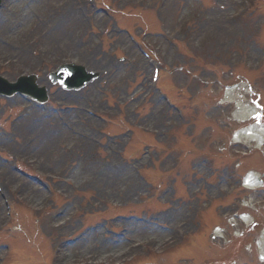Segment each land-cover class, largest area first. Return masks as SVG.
<instances>
[{
	"label": "rangeland",
	"instance_id": "obj_1",
	"mask_svg": "<svg viewBox=\"0 0 264 264\" xmlns=\"http://www.w3.org/2000/svg\"><path fill=\"white\" fill-rule=\"evenodd\" d=\"M82 1L74 0L72 3L69 0H14L13 2L20 5V9L26 13V16L20 20L19 12L16 14L14 23L0 25V59H6L5 56L11 51V47H8L13 45L19 49L18 51L46 48L44 57L48 61L69 56L75 58L76 63L83 62L88 71H94L101 76L90 85L97 95L96 99L93 100L87 95L85 91L87 88H85L79 93L77 105L83 108L84 101L88 100L100 110L121 111L124 122L120 127L118 123L110 125L106 133L121 135L123 132L122 135L132 136L133 139L127 143L125 138L122 139L124 144L119 150L124 153V160L117 155L113 158L112 155L108 156L109 152L105 149L100 154L101 150H93L92 144L79 140L78 136L71 135L64 128L67 137L59 146L52 148L51 145H46L41 137L39 142L34 138V135L37 136V133L41 131L40 128L42 129L43 125L49 121L44 113L38 111L43 119L39 118L33 123L34 120L31 121L29 115L25 113L27 111L29 113L25 102L18 96L10 100L0 98V146L10 148L9 134L14 124L16 136L22 139L25 146L20 150L23 151L25 148L31 155L28 158L27 155L24 157L29 160L34 159L36 162L40 159L46 161L44 166L38 168L37 175L40 183H44L52 190H59L61 184L57 182L61 181L79 185L74 196L70 200H64L54 195L46 198L44 191L37 183L26 181L29 184L24 185L23 191L25 187L30 188L29 186L33 185L42 193V197L32 203L27 195L22 193L17 195L13 193L14 189H11L17 220L19 217L18 222L13 223L11 229L18 238L8 240L5 236L0 237V245L9 244L17 248L25 244L28 249L38 245L44 249L47 246L48 250L53 244L60 245V249L71 247L74 250L69 256L70 260L64 264H119L122 260L129 262L134 257H137V262L130 261L129 264H144V262L145 264H264L258 249L261 233L264 231V192L252 195L236 187L229 196L227 194L230 190L225 186L230 183L227 174L233 163L237 161L236 151H243L241 146H236L233 142L232 133L246 128L255 121L237 122L233 116L235 104L226 103V97L229 95H225L224 91L221 93L222 86H233L241 80H247L251 90H261V99L264 103V0H258L250 16L248 15L240 22L234 32L227 18L238 0H231V3L228 0H164L170 8V13L163 17L168 23L165 30H160V25H155L162 20L161 13L154 15L157 3L161 0H147V3L139 9L127 7L125 3L128 0H121L124 7L119 5V0H99L100 6L102 5L108 13L114 15L117 23L108 22L104 13L95 15V22L92 21L94 22L92 31L95 33L88 35L81 47H86L90 52L81 59L77 57L82 53L81 48L65 50L61 46L47 45V41L51 43L52 35L41 40L36 46L28 45L30 38L43 30L42 19L45 24H48L44 17L47 11L51 13L63 11L56 13L49 24L55 28V23L63 18V24L60 25L61 31L72 22L74 27L69 28L68 37L71 47H76L74 38L81 25L80 14L76 9H78L77 4L83 5ZM65 4L66 8L60 10V6ZM9 5L7 4L6 9L0 14V21L7 10L11 11ZM90 11L91 9L87 7L86 12L89 14ZM68 14L73 17L72 20L67 18ZM119 15L122 17L125 15L127 20L118 21ZM188 18L192 20L191 23L180 22ZM67 19H69L68 22H66ZM134 23H138L139 26H136V31L130 30L134 27ZM259 23L262 25L261 28ZM148 24L151 29L149 31L145 29ZM30 26L34 27L32 33L28 31ZM58 26H56L57 29ZM101 28L109 32H105L102 36ZM124 28L134 32L133 34L141 39L144 47L151 51L164 67L162 87L172 96L175 104L185 111L184 121L179 120L177 113L173 109H167L161 101L158 106L152 104V100L157 98L151 99L138 111H133L135 110L133 105L136 102L139 103L140 96L145 92V80H148L150 71L143 59L128 43L126 32L117 35L120 32L117 29ZM174 29L177 33L183 32L178 40L181 57L177 65L172 64L171 52L174 51H170L164 45L165 35ZM16 31H18L17 34ZM198 35L206 39L199 45L196 41ZM235 36L236 42H234V54H232L229 51L233 41L230 40ZM193 42L198 46L196 47ZM193 47L199 49V52L194 54ZM96 52H98L97 55H94ZM200 57L206 58L202 61ZM242 57L246 58V68H229L233 61L238 62V59ZM58 61L52 66L42 65V72L37 78L38 84L41 85L47 75L53 73ZM99 61L100 66H92ZM103 62H106L108 66ZM37 66L36 62L19 63L0 72V75L12 83L19 75L27 76L34 72ZM141 66L146 69L145 72L140 70ZM245 69L248 71H244ZM192 70L190 75L195 74V76L189 75ZM253 70L256 71L253 72ZM140 85H142L141 89ZM242 86L239 87L240 91ZM195 91H200L201 96L195 94ZM59 92L58 86L50 88V99L56 108L63 102L60 98L53 99ZM193 96L198 97L194 99ZM234 97L236 98V95ZM248 98L247 95L245 102L247 106L251 103V99ZM16 99L19 100L17 104ZM103 99L107 101L104 103ZM130 99L134 101L132 104L126 101ZM200 103L203 108L198 110L197 106L200 107ZM78 106L76 114L80 111ZM156 108L160 111L156 110L157 114L153 118L151 115ZM18 125H21V132L18 130ZM75 125L79 127L78 120ZM172 125L175 126L173 130L169 129ZM134 127H139L147 133L140 134ZM192 130L198 131V140L189 139L192 138ZM129 131H132L133 135ZM46 132L49 131L46 130ZM175 139L178 146L174 145ZM29 140L32 143L27 147ZM59 141L58 139L55 142ZM220 143L226 144V150L221 157L215 154V148ZM140 144L144 146L141 147ZM84 146L87 147L88 159H84L79 164L83 179H76L73 175L75 170L73 161ZM146 150L153 151L154 154L147 158ZM15 153L21 155L22 152H16L13 148L9 157ZM107 157L115 159V164L110 160L109 168L106 167L107 164L103 165ZM181 158H184L181 169L173 171L171 163ZM205 159L211 162V166L204 164ZM241 161L245 176L255 174L258 180L264 181V161L261 153L243 158ZM141 164L149 166L147 175L151 180V186L144 187L143 193L140 194L135 184L139 188L143 186L135 179L132 167ZM108 176L111 180H115L110 182L109 189L105 187L109 181ZM46 178H51L52 181H45ZM16 180L22 181V178ZM252 198L255 200L253 199L252 204L250 202L251 207L242 209L241 199ZM102 200L108 201L109 204L100 205L97 210L92 211L94 210L92 205L101 203ZM72 204L79 205L82 209V216L76 219L82 221L87 228L89 226H95V228L91 235L86 237L87 242H82L81 240L85 239L80 237L71 245L69 240L75 239L84 229H80L76 219L68 221L66 218ZM208 205L209 207L205 209ZM237 210L245 212V216L252 219L247 228L240 219L226 220ZM197 211L201 213H197V218L190 224V214ZM1 214H3L2 211L0 216ZM35 217L41 221L39 237L33 236L31 232V220ZM185 219L188 221L185 222ZM177 224L180 227L185 226L186 236L182 237L183 240H180L179 235L174 232ZM60 225L64 228L58 229ZM102 225L121 234L120 238L105 235L101 230ZM70 227L73 228L70 230ZM216 228L221 230L222 235H219V238L213 233ZM65 229L66 232H64ZM84 231V233L90 232L87 229ZM107 239L112 240L114 244H107ZM135 240H141L145 245L144 253L126 251L129 244ZM18 241L21 242L17 243ZM1 248L0 251H3V247ZM38 259L42 260V256ZM73 259H77V262L72 261ZM37 262L40 264L39 261ZM9 264L14 262L10 261Z\"/></svg>",
	"mask_w": 264,
	"mask_h": 264
},
{
	"label": "bare ground",
	"instance_id": "obj_2",
	"mask_svg": "<svg viewBox=\"0 0 264 264\" xmlns=\"http://www.w3.org/2000/svg\"><path fill=\"white\" fill-rule=\"evenodd\" d=\"M229 3H231V0H228ZM26 15V13H22V17H24ZM7 22L8 23H14V21L11 19V18H8L7 19ZM18 33V31H16V34ZM67 35V30L65 29L62 34H61V31H60V28L57 30H55V35L53 37V41H56V40H59V42L63 41L64 44L67 42L68 43V37L66 36ZM65 36V37H64ZM199 37H201L200 35H198ZM124 44L127 45V43L123 40ZM48 44V42H47ZM69 44V43H68ZM67 47H70L69 45ZM68 50H73L71 48H67ZM132 49H130L131 51ZM99 66L101 65V62L99 61ZM106 66H108V64L106 62H103ZM140 65V64H139ZM140 90V89H139ZM88 91V94L89 92H91L92 96H95V93L92 91V90H87ZM70 99V97H69ZM234 99V95H233V90H231L229 92V98H228V101H233ZM158 103H159V100L158 99H153L152 100V104L154 105H157L158 106ZM154 110V109H153ZM159 110L158 108H156L153 112V114L151 115V117L154 118V115L157 114V111ZM160 111V110H159ZM37 113V112H35ZM256 115V110L250 106H240L238 103H237V106H236V112L234 114V117L235 119H238V121L240 122H244L245 120H248L249 118H253L254 116ZM150 117V118H151ZM52 123V124H51ZM52 125L51 129H49L48 131L49 132H46V130L48 128L46 127H43L42 129L40 128V132L37 133V136L34 135V138L39 142V139L41 137V140L46 144V145H51L52 148H56L57 146H59V144L61 142L64 141V138L67 137L65 132L60 129L53 121H50L49 125ZM260 127L256 126V127H248V128H244V129H241L240 132H238L236 135H235V138H234V142H245L247 144H250V143H255L256 145V149L257 148H260L262 146V141H261V136H260ZM53 132H55L58 136L54 137L53 136ZM49 133L47 136H44L43 134H47ZM59 138L60 141L59 142H55V140ZM62 140V141H61ZM36 141V143H37ZM29 142V141H28ZM83 145V144H82ZM86 150H87V147L84 146L81 148L79 154L76 156L75 160L76 162L79 164L81 161H83L84 159H86L87 157V153H86ZM67 156V155H66ZM88 159V158H87ZM75 162V161H74ZM112 163L115 164V159L112 160ZM81 168V165H76L75 164V170L73 171V175L76 179H83V174L80 170ZM109 177V176H108ZM115 180L114 179H110L109 177V181L107 184H105V187L107 189L110 188V182H114ZM256 181V176L254 175H250V177L246 179V185L248 187H254L255 185H258V183L255 182ZM136 186V185H135ZM29 194L31 195V198H33L34 200H31V203L32 201L35 202V201H38L41 197H42V193L41 191L36 188L35 186L33 185H30V188L28 190ZM33 192V193H32ZM30 201V200H29ZM249 220L250 222H252V219H247ZM73 227H70L69 229L71 230ZM67 230L65 229L64 232H66ZM217 233V232H216ZM217 234H221V230L218 231ZM261 239H260V243L258 244L259 247V253H260V259L261 261L264 262V231L261 233ZM102 237V236H100ZM102 243V242H101ZM107 244H110V241L109 239H107ZM111 245H112V241H111ZM72 249L71 247H66L64 248V252L68 253L70 252Z\"/></svg>",
	"mask_w": 264,
	"mask_h": 264
}]
</instances>
